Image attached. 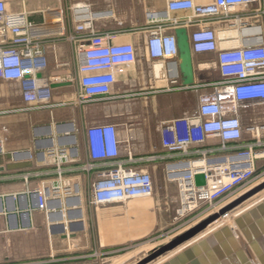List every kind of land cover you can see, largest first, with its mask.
I'll return each mask as SVG.
<instances>
[{"label": "built area", "instance_id": "1", "mask_svg": "<svg viewBox=\"0 0 264 264\" xmlns=\"http://www.w3.org/2000/svg\"><path fill=\"white\" fill-rule=\"evenodd\" d=\"M255 7L259 9L255 10ZM89 7L73 8L79 67L76 75L47 76V48L55 40L37 35L40 29L28 22L27 12H10L0 0V80L19 84L25 107L21 112L50 110L54 104L52 84L76 87L75 101L68 105L89 106L117 98L119 77L131 72L140 59L135 43H118L128 31L101 32L95 23L104 15L90 16ZM184 13V16H174ZM152 15V16H150ZM145 54L151 62L155 92L205 90L197 108L183 117L161 125L162 147L186 160L166 164L170 182L177 183L179 206L172 228L149 241L157 246L189 230L219 212L264 182V124L245 126L242 111L264 107V0H169L165 12H147ZM186 29L194 58L215 54L213 70L219 79L209 83L183 86L179 68V48L175 30ZM236 32V35L232 33ZM195 60V59H194ZM212 71V70H211ZM246 135L253 139L246 141ZM88 157L74 158L72 150L53 147L45 155L47 166L58 176L55 183L33 191L39 211L49 213L51 204L77 191L76 183L65 180L70 164L80 161L78 170L97 171L90 183L93 206L126 204L156 196L155 179L148 168L128 167L121 159L122 149L132 158L130 140L114 124H95L86 130ZM26 152H12V160ZM182 155V156H181ZM147 156L140 163L161 160ZM208 167L191 168L197 163ZM52 172H36L40 174ZM204 175L206 184L198 187L195 176ZM28 179V178H26ZM220 223V222H219ZM218 224V223H217ZM216 225V224H215ZM214 226V225H213ZM174 235L169 240V236ZM169 240V241H166Z\"/></svg>", "mask_w": 264, "mask_h": 264}, {"label": "crops", "instance_id": "2", "mask_svg": "<svg viewBox=\"0 0 264 264\" xmlns=\"http://www.w3.org/2000/svg\"><path fill=\"white\" fill-rule=\"evenodd\" d=\"M4 1L10 12H27L28 22L40 29L37 35L55 40V44L47 48V76L76 75L78 71V43L70 39L75 35L73 14L69 17L65 13L66 8L86 6L92 13H102L104 16L95 23L96 29L101 32L128 31L120 36L118 43H135L140 50V59L131 72L119 77L115 92L118 96L124 94V98L89 106L68 105L75 101L76 95V87L71 84L54 89L53 103H66L65 106L21 112L19 110L25 104L19 84L0 80V91L4 87L15 91V94L0 92L3 102L0 103V264H95L97 255L120 253L169 231L179 203L178 196L159 193L156 188L157 194L153 199L99 206L96 209L90 203V183L96 179L98 172L78 170L80 161L70 164L72 171L63 177L76 183L77 191L62 197L58 204H51L49 213L37 210L32 196L33 191L42 184L59 181L53 172L54 168L47 166L44 154L53 147L63 146L72 150L74 158L85 161L88 157L86 130L95 124L117 126L120 134L130 140L135 162L129 160L124 149L121 159L128 167L140 170L148 168L155 184L159 168H165L166 164L176 162L179 158L168 157V152L162 147L161 125L194 111L199 96L207 91L168 93L155 92L153 89L155 84L151 79V62L144 48L146 34L143 29L148 26L145 12H165L169 0ZM195 1L209 3L213 0ZM194 59L196 85L219 79L212 67L215 54L200 55ZM177 95L194 96L196 108L188 111V107H185L182 112L167 115L171 105L174 107L173 98ZM161 114L163 116H159ZM155 117L158 119L155 120ZM242 120L245 126L252 124L245 115ZM251 138L246 135L245 140ZM18 151L26 152V155L12 160L11 153ZM147 156H160L162 159L152 163L139 162ZM17 162H28L32 168L19 171L6 169V166ZM48 171L52 173H43L38 177L33 175ZM263 197L264 192L260 200ZM257 202L245 205L198 238L200 240L214 233L223 224L235 229L234 242L224 238L222 242H216L215 248L210 246L208 253L199 250V254H193L185 264H257L251 245L234 227L235 219ZM147 248L135 254L145 252ZM150 248L153 250L154 247ZM133 255L125 258H132ZM117 264L122 262L119 260Z\"/></svg>", "mask_w": 264, "mask_h": 264}, {"label": "water", "instance_id": "3", "mask_svg": "<svg viewBox=\"0 0 264 264\" xmlns=\"http://www.w3.org/2000/svg\"><path fill=\"white\" fill-rule=\"evenodd\" d=\"M177 44L179 48V68L182 75L183 86H193L196 83L194 56L189 42V33L186 29L175 30ZM71 84H52V89L70 86ZM32 165L28 162L13 163L6 166L9 171H19L31 169ZM198 187L206 184L204 175L195 176ZM264 192V182L222 208L219 212L212 214L194 227L175 236L169 242L151 250L134 264H153L161 258H166L162 264H185L186 260L193 254H199V250L208 253L209 247L215 248L216 242H222L224 238L231 242L236 240L235 229L230 225H221L214 233L198 238L213 225L223 221L231 214L244 208L245 205L258 200L247 212L239 216L234 221V227L244 236L251 245L257 264H264V197L260 200ZM256 199V200H255ZM260 244V246H259ZM182 249V250H181ZM181 250V251H180ZM180 251V252H178Z\"/></svg>", "mask_w": 264, "mask_h": 264}, {"label": "rangeland", "instance_id": "4", "mask_svg": "<svg viewBox=\"0 0 264 264\" xmlns=\"http://www.w3.org/2000/svg\"><path fill=\"white\" fill-rule=\"evenodd\" d=\"M65 13L67 15H69V17H71V14H73V8H69L68 10L66 8ZM145 15L147 18V12H145ZM1 91L5 92L7 94H8V92L15 94V91L13 92L10 88H6V87L2 88ZM173 99H174V103H173L174 107L172 108V105H171V108H170L171 110L166 112V113H168L167 115H171V114L179 112V111L182 112V111H184L183 109L185 107H188L187 108L188 111L194 110L196 108V101L197 100L192 95H177ZM1 100H0V103H3V102H1ZM15 101H16V99H15ZM242 112H243L242 115H245V118L249 119L251 121V123L256 124V126L259 127L261 124H264V107L247 108V109L243 110ZM159 116H163V115L161 114ZM158 117L157 118L155 117L154 119L156 120V119H158ZM261 132H262V138H264V131H261ZM249 136H251V135H248V138L250 139L252 136L251 137H249ZM251 139H253V137ZM169 155L170 154H168V156ZM178 157L179 158L176 160V162L186 160V158H181L179 154H178ZM164 169H165V171H164ZM156 175L157 176H156V184L155 185H156V188L158 189V192L162 193V194L164 193L165 195L168 194L172 197L178 196V202H179V190H178L177 183H175V182L172 183L169 181L167 173H166V166H165V168L160 167L159 170L157 171ZM157 189H156V191H157ZM178 206H179V203H178ZM178 206H177V208H178ZM96 209H97V207H96ZM175 212H176V210H175ZM156 235H157V233H156ZM156 237H153V239ZM172 237H174V235L173 236L170 235L169 240ZM151 239L152 238H150V240H146V242H143V243L139 244L138 246L137 245L132 246L131 248H128L127 250H124L123 252L110 254V256L107 255L108 257L97 255L98 259L96 260L95 264H114L115 261H119V260H120V262H122V264H134V263L138 262L142 257L147 255L151 251L150 250L151 248H149V247H153V245H154V244H149V241H151ZM169 240H166V241H169ZM142 248H147V249L145 252L135 254L136 252L140 251V249H142ZM132 254H134L132 258H129V259L125 258L128 256H131ZM125 259H127V260H125Z\"/></svg>", "mask_w": 264, "mask_h": 264}, {"label": "bare ground", "instance_id": "5", "mask_svg": "<svg viewBox=\"0 0 264 264\" xmlns=\"http://www.w3.org/2000/svg\"><path fill=\"white\" fill-rule=\"evenodd\" d=\"M62 14V13H61ZM63 15V14H62ZM90 16H93V13L92 12H90ZM150 16H152V15H150ZM233 35H236V32H234V33H232ZM199 167H208V165L206 164V162L205 163H197V164H194V165H192L191 166V168H199ZM210 228H212V227H210ZM150 248V247H149ZM133 257V256H132ZM129 259V258H128ZM162 259H164V258H161L160 260H162ZM122 260V259H121ZM160 260L159 261H157V262H155V263H153V264H162L161 262H160ZM119 261H115V263L114 264H117ZM124 262V261H123ZM160 262V263H159Z\"/></svg>", "mask_w": 264, "mask_h": 264}]
</instances>
